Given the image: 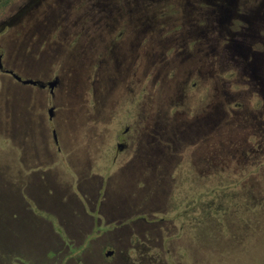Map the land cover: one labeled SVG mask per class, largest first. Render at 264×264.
I'll return each instance as SVG.
<instances>
[{"label":"rangeland","instance_id":"374dc122","mask_svg":"<svg viewBox=\"0 0 264 264\" xmlns=\"http://www.w3.org/2000/svg\"><path fill=\"white\" fill-rule=\"evenodd\" d=\"M127 4L0 0V264H264V0Z\"/></svg>","mask_w":264,"mask_h":264},{"label":"flooded vegetation","instance_id":"af4514ba","mask_svg":"<svg viewBox=\"0 0 264 264\" xmlns=\"http://www.w3.org/2000/svg\"><path fill=\"white\" fill-rule=\"evenodd\" d=\"M143 2V7L146 9L147 7H152L151 4L153 3V1H157V0H141ZM131 5L127 4L128 7V12H129V16H131V22L133 23H137L138 21V0H131ZM201 3V2H200ZM127 10V9H126ZM149 22V20H148ZM119 36V35H118ZM199 41L201 40V37L198 38ZM195 43L199 41L197 39H194ZM185 44V43H184ZM177 46H174L173 48H175V54L179 53L177 51V49H180L178 44H175ZM191 46V45H190ZM194 47V46H193ZM205 56H211L213 57L215 55V52H213L212 47H209L208 50H206ZM213 55V56H212ZM2 57L3 55L0 54V73H2L3 75L6 76H10L11 80H15L17 83L24 85V86H28L30 88H37L38 91L40 93H44L47 94L50 98V104H52L53 106H49L50 110H49V119L53 118V110L55 108L54 104H56V95L58 93V91H60V89L62 88L63 84L62 82V77L59 76H53V77H49L46 78V80L42 79V77H32L29 75H25V74H17L15 73L13 70H9V69H5L2 65ZM166 59H169L166 55H165ZM45 77V76H44ZM128 132V128L125 129L124 134L126 135ZM52 141L53 143H55L57 145V138H56V133L53 132L52 134ZM126 144H117V149L121 150L122 148H125ZM110 252H108V254H110Z\"/></svg>","mask_w":264,"mask_h":264}]
</instances>
